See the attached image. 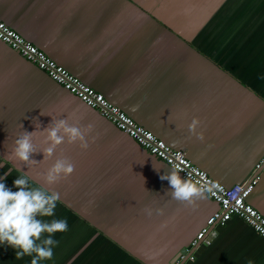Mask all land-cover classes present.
I'll return each instance as SVG.
<instances>
[{"label": "crops", "instance_id": "1", "mask_svg": "<svg viewBox=\"0 0 264 264\" xmlns=\"http://www.w3.org/2000/svg\"><path fill=\"white\" fill-rule=\"evenodd\" d=\"M0 18L214 179L232 186L255 175L264 156V0H0ZM52 118L93 124L89 147L65 142L43 161L41 131ZM193 118L202 141L189 132ZM24 130L36 131V163L10 157ZM62 157L74 172L47 185ZM173 169L0 40V177L8 173L3 182L18 191L14 180L27 172L30 187L60 197L41 219L68 222L40 264L174 262L220 205L206 192L194 205L171 198L161 176ZM247 200L264 214V173ZM213 230L188 264H264V237L242 218ZM31 259L0 245V264Z\"/></svg>", "mask_w": 264, "mask_h": 264}, {"label": "clouds", "instance_id": "2", "mask_svg": "<svg viewBox=\"0 0 264 264\" xmlns=\"http://www.w3.org/2000/svg\"><path fill=\"white\" fill-rule=\"evenodd\" d=\"M41 115H45L41 111ZM70 118L54 120L45 128V143L48 145L41 150L44 160L50 159L56 149L64 144H79L81 149L89 147L88 136L94 129L93 124L80 126L79 122L69 123ZM36 129L41 127L38 119H34ZM200 121L193 118L188 125L189 132L201 141L204 139L202 132H197ZM23 128V125L21 124ZM36 131H23L14 142L10 157L22 162L36 163L31 159L37 151L33 137ZM75 169V165L67 157L56 159L55 163L47 169L44 180L47 185L59 183L62 179L69 177ZM159 170V169H157ZM0 177V245H7L16 250V259L24 256L32 257L31 264H40L41 261L51 260L53 248L58 244L53 236L57 233H64L68 230L66 219H52L50 222L41 219L42 217H53L57 203L60 200L59 194L50 191L43 186L30 187L31 178L27 172L23 176H17L14 186L18 191L8 188ZM162 180H167L172 191L168 193L171 198L189 205H194L196 200L201 198L205 189L198 186L190 179L182 178L179 171L173 169L170 173L161 176ZM44 234H47L44 237ZM44 237V238H42ZM247 264H254L249 260Z\"/></svg>", "mask_w": 264, "mask_h": 264}, {"label": "built area", "instance_id": "3", "mask_svg": "<svg viewBox=\"0 0 264 264\" xmlns=\"http://www.w3.org/2000/svg\"><path fill=\"white\" fill-rule=\"evenodd\" d=\"M0 40L45 71L53 81L73 93L88 106L98 110L103 117L131 136L139 145L179 171L185 179H190L203 187L204 192L219 203L220 208L209 217L207 225L191 241L186 251L180 253L171 264H188L189 261L195 260L197 248L201 244L210 245L216 237L217 233L213 228L217 225H226L234 216L242 218L264 237V214L247 200L264 173V156L256 164L255 175L248 182L226 186L195 165L187 157L185 151L168 145L151 130L139 124L122 108L113 104L103 93L83 82L1 18Z\"/></svg>", "mask_w": 264, "mask_h": 264}, {"label": "water", "instance_id": "4", "mask_svg": "<svg viewBox=\"0 0 264 264\" xmlns=\"http://www.w3.org/2000/svg\"><path fill=\"white\" fill-rule=\"evenodd\" d=\"M186 251V249H183V251L182 252H185Z\"/></svg>", "mask_w": 264, "mask_h": 264}, {"label": "trees", "instance_id": "5", "mask_svg": "<svg viewBox=\"0 0 264 264\" xmlns=\"http://www.w3.org/2000/svg\"><path fill=\"white\" fill-rule=\"evenodd\" d=\"M52 58V57H51ZM42 70V69H41ZM45 72V71H44ZM46 73V72H45ZM47 74V73H46ZM48 75V74H47ZM58 84V83H57ZM63 87V86H62Z\"/></svg>", "mask_w": 264, "mask_h": 264}]
</instances>
